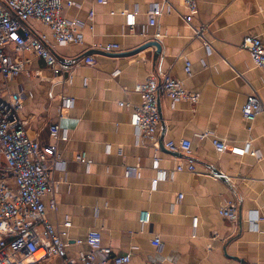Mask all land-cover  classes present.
<instances>
[{
  "label": "crops",
  "instance_id": "0c3cea01",
  "mask_svg": "<svg viewBox=\"0 0 264 264\" xmlns=\"http://www.w3.org/2000/svg\"><path fill=\"white\" fill-rule=\"evenodd\" d=\"M168 1L177 11L163 0H72L64 13L81 22L83 44H57L46 25L32 21L62 59L78 61L89 50L111 44L119 48L105 51L133 50L153 38L162 44L157 58L154 47L126 57L93 53L96 64H81L65 84L41 59H33L31 73L10 82L11 90L23 95L22 115L33 139L41 145L54 143L50 125L55 122L68 135L56 142L65 166L55 172V209L49 205L51 195L45 196L47 218L61 228L70 220L72 259L89 250L76 240L98 229L103 245L131 254L128 264H264V113L254 121L242 114L251 86L264 102V68L239 49L245 36L264 43V0H201L192 22L194 27L209 24L205 36L212 51L183 20L181 14L188 13L183 2ZM153 4L163 10L155 25L149 13ZM122 12L134 13L133 19ZM157 68L170 71L199 100L194 105L161 98L157 142L137 143L133 110L120 102L140 103L133 88ZM63 96L74 101L60 116ZM182 139L192 142L193 173L176 171L187 155L165 146ZM213 139L225 141L228 149L218 152ZM249 141L258 155L233 151ZM80 154L86 161L76 160ZM214 172L228 178H215ZM232 198L239 203L237 222L218 212ZM144 211L150 212L146 223L140 220ZM53 259L52 264H62Z\"/></svg>",
  "mask_w": 264,
  "mask_h": 264
},
{
  "label": "built area",
  "instance_id": "2783aa9c",
  "mask_svg": "<svg viewBox=\"0 0 264 264\" xmlns=\"http://www.w3.org/2000/svg\"><path fill=\"white\" fill-rule=\"evenodd\" d=\"M181 1L188 9L187 14H181L183 20L194 29L207 50L212 51L213 44L205 36L209 24L194 27L192 22L193 16L199 11L201 0ZM163 2L168 3L169 10L177 11L168 0ZM72 5V0H0V264L43 263L53 258L61 259L62 264H128L132 258L130 253L119 254L114 252L111 246L103 245L102 233L98 229L89 230L84 240H76L77 244L85 242L89 246L87 252L81 253L78 259L68 256V228L71 222L67 220L65 228L52 224L46 215L45 202V196L51 195L50 207L55 209L58 204L55 197L58 183L55 172L65 166V161L58 155L56 142L67 138V132H61L60 124L55 122L50 125L54 143L41 145L33 139L22 115L23 95L20 91L10 88V82L20 73H31L29 64L33 59H41L45 67L63 84L72 81L74 70L81 64H96L93 54L74 62L61 60L49 45L48 35L39 33L32 24L35 20L46 25L57 44H83L81 22L67 18L64 13L65 9ZM149 13L150 23L155 25L156 17L163 14V10L158 4H153ZM122 14L129 20L134 17V13ZM93 16L92 10L90 18ZM118 48L117 44H111L102 49L115 51ZM239 49L248 51L254 64L264 68V43L259 37L245 36ZM185 71L191 72L190 61L186 62ZM133 92L140 94V103L130 100L120 103L133 110L132 122L137 132V143L157 142L162 121L161 98L188 100L194 105L199 100L198 93L188 90L181 80L163 68H157L145 80L137 82ZM73 101V98L63 96L60 116H63V107L72 105ZM262 113L264 102L258 90L251 86L242 106V114L247 120L254 121ZM206 136L207 133L202 135ZM213 144L218 152L228 149L223 140L213 139ZM165 146L170 150H181L187 155L186 164H179L176 171L195 172L196 161L192 156L193 147L189 139L169 140ZM232 149L253 156L258 155L250 141L246 142L243 148ZM85 158V154H80L76 160L86 161ZM161 173L166 175L164 171ZM213 176L228 178L227 174L221 172H214ZM159 179L154 180L155 185ZM218 212L230 221L237 222L238 200L232 198L224 201ZM149 219L150 212H142L141 222L146 223ZM252 223L257 226V220ZM155 240L160 246L159 236ZM38 253H41V256L37 259L35 257Z\"/></svg>",
  "mask_w": 264,
  "mask_h": 264
},
{
  "label": "water",
  "instance_id": "95a60500",
  "mask_svg": "<svg viewBox=\"0 0 264 264\" xmlns=\"http://www.w3.org/2000/svg\"><path fill=\"white\" fill-rule=\"evenodd\" d=\"M150 47H154L155 49V54L154 57L157 58L161 53H162V44L161 42L157 39V38H153L145 43H143L142 45L136 47L133 50H129V51H124V52H107L105 50H97V49H92L89 50L88 52H86L85 55H89V54H93V53H100V54H105L108 56H112V57H126V56H131V55H135L140 53L141 51L150 48ZM85 55L81 56L84 57ZM59 57V56H58ZM60 58V57H59ZM63 61H67V62H74L76 61V59H62Z\"/></svg>",
  "mask_w": 264,
  "mask_h": 264
},
{
  "label": "rangeland",
  "instance_id": "374dc122",
  "mask_svg": "<svg viewBox=\"0 0 264 264\" xmlns=\"http://www.w3.org/2000/svg\"><path fill=\"white\" fill-rule=\"evenodd\" d=\"M53 260H54V259H53ZM51 261H52V260H48V261L43 262V263L38 262V263H31V264H52ZM27 262H28V261H27Z\"/></svg>",
  "mask_w": 264,
  "mask_h": 264
},
{
  "label": "bare ground",
  "instance_id": "6f19581e",
  "mask_svg": "<svg viewBox=\"0 0 264 264\" xmlns=\"http://www.w3.org/2000/svg\"><path fill=\"white\" fill-rule=\"evenodd\" d=\"M41 256V253H38L35 258H39Z\"/></svg>",
  "mask_w": 264,
  "mask_h": 264
}]
</instances>
